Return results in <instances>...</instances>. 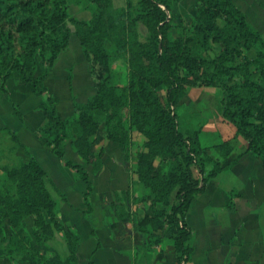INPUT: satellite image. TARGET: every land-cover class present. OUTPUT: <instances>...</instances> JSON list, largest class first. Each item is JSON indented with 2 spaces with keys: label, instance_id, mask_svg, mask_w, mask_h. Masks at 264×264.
Wrapping results in <instances>:
<instances>
[{
  "label": "trees",
  "instance_id": "obj_1",
  "mask_svg": "<svg viewBox=\"0 0 264 264\" xmlns=\"http://www.w3.org/2000/svg\"><path fill=\"white\" fill-rule=\"evenodd\" d=\"M77 1L91 12L89 19L71 16L69 0H0V91L17 74L43 98L38 137L86 182L84 214L92 192L87 166L102 167V150L94 154L92 148L99 128L121 144L141 191L113 190L109 206L111 225L130 222L143 235L133 264H147V255L164 239L171 241L177 264H192L193 230L186 214L195 195L243 155L264 157V39L233 0H194L195 8L185 14L174 12L178 0H124L121 6L113 0ZM73 34L95 92L84 102L74 100V114L62 118L44 80ZM118 60L126 63L125 83L112 67ZM196 86L221 90L222 118L234 125V138L245 140L242 150L222 141L213 146L217 159L200 144L201 128L180 127L176 107ZM8 131L10 142L0 147L2 254L13 262L26 257L32 264H78L79 234L58 219L46 172L32 156L23 161L16 155L21 143ZM67 142L81 163L64 158ZM230 155L223 165L220 159ZM136 203H148L149 213L135 219ZM57 235L65 252L50 258L43 249Z\"/></svg>",
  "mask_w": 264,
  "mask_h": 264
},
{
  "label": "crops",
  "instance_id": "obj_2",
  "mask_svg": "<svg viewBox=\"0 0 264 264\" xmlns=\"http://www.w3.org/2000/svg\"><path fill=\"white\" fill-rule=\"evenodd\" d=\"M190 1H192V5H194L191 10H183L179 4L180 0H178L174 12H176V14L191 13L195 8V2L194 0ZM233 2L244 13L247 23L253 29L257 30L264 39V0H233ZM254 15L257 17H254ZM250 21H252L254 25H251ZM68 46L69 43L66 48L60 52L54 61L53 66L49 69L48 74L45 77L44 84L48 91L50 90L47 82L49 81L50 75L55 65L65 55V59L70 57ZM82 59L84 60V65L82 67V73L80 74V77L76 76V78L73 80V75L71 76V74L67 72L65 75L67 83H65L66 86L65 92H63V98L60 99L59 103L54 102L56 110L62 118H68L72 116L74 112L72 103L74 100L78 102H84L95 92V87L90 76V65L84 54ZM70 62L69 64H71ZM112 67L119 72V75L123 74V76L120 77V81L121 83H125L126 63L123 60H118L113 63ZM19 79L21 80V78L16 74L13 77L7 79L5 85L11 80L15 81ZM21 81L25 83V85L30 84L24 82L23 80ZM29 89H31V92L33 93L31 84L29 85ZM33 95L35 94L33 93ZM185 95L183 98H185ZM196 95L197 94H195V96ZM183 98L181 100H183ZM221 98L222 93L220 96V103ZM31 108L33 111H31L29 122H27L24 118L25 121L23 120L24 122L19 123V131H17V134L19 135L23 145L29 148V153L31 156L43 167L48 180H51L57 188L62 190V185H58L55 177L53 176L55 179L53 180L49 173H51L54 169L63 174V179H65V181H71L70 179L73 178V172L62 164L60 158H58L46 145L45 139L38 138L37 136V130L44 120L43 110L40 109L42 108L40 99H38L37 103ZM218 122H220L222 125L224 122H226V120H224L222 115H220ZM210 131L212 133L216 132L217 134V128L215 126L211 127ZM234 133L235 130L232 131L231 137L223 140L219 139L220 141L218 140V143L229 140L233 146L237 142L242 146L243 149L246 145L245 140L240 137L234 138ZM202 146L209 148V146L206 145ZM70 148L71 145L69 142H67L65 145V154L70 151ZM92 148L94 154L102 150V167L98 171H94L92 166H87L88 171L93 172V174L97 176V182L96 184H93L90 197V204L92 208V212L90 213V223L87 221V218L84 219L82 212L80 211V209L84 208L83 202L78 207H73L70 203L64 202L63 204H66L69 207L67 206V208H65L66 206H61V210L63 212L64 209L68 211L75 209L81 220L89 223V230L87 231L91 237L93 236L90 234V231L91 228H93L96 236L93 237V239L95 238L94 245L89 257L90 259L92 257L94 258V260L91 259L93 262L96 261L99 264H133V255L135 249L140 246L142 242H144L143 235L135 232L132 228V223L130 222H116L114 225H111L114 217L109 206L111 192L113 190L131 187L136 193H140V187L133 183V175L131 172L133 163L124 160L122 145L108 140L102 134L101 127L96 134V140ZM234 148L236 151L235 146ZM74 153L75 154H71L75 159H73L74 163H81L82 158L76 152ZM76 154L79 156V158H76ZM16 155L23 161L29 159V155L23 148H19L16 152ZM232 157L233 155H230L224 159H220V161L223 165H226L231 161ZM252 170L255 174H252ZM232 173L243 175V183L238 185H220L224 174L231 175ZM93 197L96 201H93ZM197 197H200L201 202L205 206L213 203L219 207V211L222 213H229V215H231V227L229 226L228 229L226 227V222L223 220V217L220 215V213H216L218 215L216 219H214L215 215L209 214L208 217L211 218L212 222H219L221 230L223 228L222 231L224 233H221L218 225H215L218 229L215 231H213L214 227L210 226L209 234L206 237L207 239L203 241V247L206 249L204 252L205 259L202 264H225L231 259L233 260H231L233 264H264V231L261 227V225H264V217L263 215L260 216L255 213L256 207H252L250 205L252 201H258L264 198V157L261 159L252 153H247L240 157L230 169L223 170L217 175L209 178L206 182L205 189L201 193L195 195L189 209L192 207L193 202ZM66 202H69L67 198ZM230 202L232 203V207L228 206ZM131 210L133 212L134 218L138 219L144 214L149 213L148 203L132 204ZM63 213H65V211ZM57 216L61 222L72 229V225H69L64 220V215H60L58 213ZM205 218L206 217H204V219ZM186 219L193 230L192 264H195L196 262L194 260H196V257L199 253L196 251V246L199 244L196 241L195 229L192 223L189 221L188 212L186 214ZM97 225L102 229L101 232L95 227ZM27 226L28 229L31 228L30 219L27 220ZM223 241L226 244V248H221L219 253H217L218 259L214 260L209 258L208 254H210L211 251H209L210 249L207 247L212 245L213 242H219L221 244ZM151 253V264H177L174 259L173 245L168 239H164L158 245H155ZM97 254L100 257L98 259L96 257ZM0 264L32 263L26 257H22L18 262H13L5 257L0 250Z\"/></svg>",
  "mask_w": 264,
  "mask_h": 264
},
{
  "label": "rangeland",
  "instance_id": "obj_3",
  "mask_svg": "<svg viewBox=\"0 0 264 264\" xmlns=\"http://www.w3.org/2000/svg\"><path fill=\"white\" fill-rule=\"evenodd\" d=\"M69 1L70 2L68 5L69 6L68 11L71 16L79 20H86L91 17L92 15L91 12L87 9H84V6L80 2H78L77 0H69ZM133 1L135 2L136 0ZM113 3L114 6H121L124 4V0H113ZM179 4L183 8V10L184 9L191 10L194 6L192 5V1L190 0H180ZM254 17L257 16L254 15ZM250 23L251 25H254L252 21H250ZM179 33L180 31L173 32L174 35H177ZM68 50L70 57L65 59L66 56L65 55L64 57H62V59H60L57 62L50 75L49 81L47 82L50 90L48 91V93L53 97L55 103L56 102L59 103L60 99L63 98V92H65V86H66L65 83H67V79L65 78L66 73L68 72L69 74H71V76L73 75V80H74L76 76L80 77V74L82 73V67L84 65V60L82 59L83 53L81 51L80 43L74 34L71 35L70 37ZM69 62L71 64H69ZM119 76L121 77L123 76V74L122 75L120 74ZM29 85H25V83H23L20 79L15 81L11 80L5 85L6 88L5 91L4 92L0 91V141H1L0 147L2 145L6 146L9 144L10 132L8 130H11L16 135L18 141L21 143V146L18 147V149L23 148L30 157L31 154L29 153V148L23 145L19 135L17 134V131H19V123L24 122L25 121L24 118L26 119L27 122H29L31 111H33L31 107H33L37 103L38 99H40L41 101V105H42V108H40L41 110L44 109L45 102L42 97L33 95L31 89H29ZM208 90H212V91H208ZM195 94L197 95L195 96ZM220 96H221L220 89L217 87H211V86L189 87L186 90L185 98H183V100H181L178 106L176 107V112L178 113V121L180 127L182 129L201 128L199 135L200 144L209 146V153L217 159H218V153L215 150V148L212 146L218 143L219 139L223 140L231 137L232 131L235 130L234 125L229 121L224 122L222 125L220 124V122H218L221 115ZM214 126L217 128V134L216 132L212 133L210 131V128ZM39 128L37 130V136H38ZM234 146L236 147V152L242 150V146L239 145L237 142ZM71 154H75V153L70 148V151H68L67 154L64 155V158L73 161L74 157ZM75 156L76 158H79L77 154ZM61 162L63 164L62 160ZM65 167L67 169L69 168L67 166ZM70 170L73 172V178L70 179L71 181H67V180L65 181V179H63V174H61L60 172L54 169L52 170L51 173H49V175L53 180L56 179L58 185L60 186L62 185V190L60 188H57L55 184L52 183L51 180H48L46 175V181L48 183L47 187L52 197L57 202V211L59 210L58 213L60 215H64V220L66 221V223L72 225L71 227L73 231L78 233L80 236V242L78 245V264H89V261H92L91 259L94 260L93 257L91 259L89 257L94 245L95 238L93 239V237L96 236L93 228H91L90 231V234L93 237H91L89 235V232L87 231L89 230L90 213L92 212V208L90 204V197L92 192L90 193L88 198L90 204V211L84 214L83 211L86 209V205L84 203L83 192L86 188V182L80 179L72 169ZM252 174H255L253 170H252ZM53 176L55 177V179ZM88 176L93 189V184L94 183L96 184L97 182V176L94 175L93 172L91 171H88ZM242 180H243V175H239L237 173L236 174L232 173L231 175L224 174V177H222L221 179L220 185H224V184L238 185L243 183ZM66 198L69 202H66ZM93 201H96L94 197H93ZM64 202L70 203L73 207H78L83 202L84 208L80 209V211L82 212L84 219L87 218V221L89 223L82 221L75 209H71L72 211H68L64 209L63 212L65 211V213H63L61 210V206H66L65 208H67L68 206L66 204H63ZM250 205L252 207H256L255 213H257L260 216L263 215L264 217V198L262 200L252 201ZM216 213H220V215L223 217V220L226 222V227L229 229V226L231 227V222H230L231 215H229V213L228 214L222 213L221 211H219V207L213 203L205 206L201 202L200 197H197L194 200L192 207L188 211L189 221L192 223L195 229L196 241L200 245V246L199 245L196 246V251L197 253L198 252L199 253L196 257V260H194L196 262L195 264L197 263L202 264L205 259L204 252L206 248L203 247L204 245L203 241L207 239L206 237L209 234L210 226H213L214 227L213 231H215L218 230L215 225H218L221 233L222 234L224 233L222 231L223 228L221 230V226L219 222L214 223L211 221V218L208 217L209 214H213L215 215V218L214 217L212 218L216 219L218 217ZM204 217L206 218L204 219ZM95 227L101 232L102 229L98 225ZM261 227L262 230L264 231V225H261ZM61 238H62L61 235H57L54 239L49 241V247L43 249L50 258H55L57 256L59 257L60 255H62V253L64 254L65 248L63 246V241ZM218 243L213 242L212 245L207 247L210 249L209 251H211V253L208 254L209 258H212L214 260L218 259L217 253H219L221 248L222 249L226 248L225 247L226 244L224 241L221 244L219 243L220 245ZM151 254L147 255L145 259V262L147 264H151L150 263ZM96 257L97 259L100 258L98 254ZM93 264H99V263L94 261Z\"/></svg>",
  "mask_w": 264,
  "mask_h": 264
}]
</instances>
